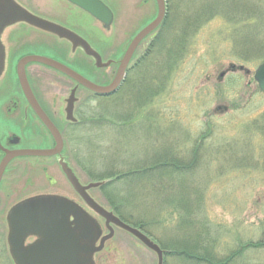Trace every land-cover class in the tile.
I'll return each instance as SVG.
<instances>
[{
    "label": "rangeland",
    "instance_id": "obj_1",
    "mask_svg": "<svg viewBox=\"0 0 264 264\" xmlns=\"http://www.w3.org/2000/svg\"><path fill=\"white\" fill-rule=\"evenodd\" d=\"M60 1L26 2L28 7L40 9L43 14L52 11L59 19L65 17L67 23H64L86 38L103 58L119 59L134 34L157 13L154 0H105L114 14L110 29L105 30L86 12ZM165 3L166 14L161 26L140 43L134 63L143 57L151 43L149 57L146 61L141 59L140 65L129 73L126 88L107 100L95 98L82 86L73 88L76 89L75 117L78 119L79 111H83L84 116L101 112L104 104L111 110L118 109L117 112L124 109L132 112V116L122 122V134L131 142L128 156L132 159L136 154L147 166L164 152L172 153L187 170L186 185L201 187V213L219 236L214 249L231 251L241 243L264 239V93L253 77L264 60V0H166ZM14 27H6L2 34L7 50L8 38L23 31V28L15 31ZM28 29L29 42H24L27 45L20 47V52H35L66 62L102 85L109 83L116 72L117 65L95 67L92 59L80 49L69 51L67 43H58L50 33L42 35L34 28ZM17 54L9 56L8 68L5 56V65L0 71V144L4 147V137L13 133L21 139L19 147L48 148L52 138L31 117L30 111L27 112L29 120L34 122L31 133L28 121L21 119L24 106H19L17 115L12 118L5 111L9 106L7 98L20 95L13 71ZM26 72L44 109L49 114L57 111L55 123L64 128L62 155L70 163L65 167L72 166L82 186L103 182L91 181L73 160L79 148L76 138L80 135V126H73L64 119L68 108L64 99L75 83L37 63L28 64ZM157 84L164 86L142 106L134 109L133 103L126 104L125 99L122 100L126 96L129 101L131 96L139 98L146 85L156 87ZM55 102L58 105H53ZM109 133L113 138L121 134ZM2 156L0 151V159ZM142 164L134 167L144 166ZM120 168L125 170L123 166ZM63 174L56 157L29 156L11 161L0 180V213L7 210L10 221V213L18 204L46 195L59 196L74 201L90 215L98 224L99 235L106 233L101 216L71 193ZM149 189L150 192L155 190V194L150 195L154 199L157 187L150 185ZM14 191L16 197L12 199ZM89 194L99 206L111 210L98 188L89 189ZM197 194L196 191L195 197ZM176 217L177 212L169 206L164 204L159 208L158 219L167 224L166 227L172 226ZM151 231L155 234V237L150 236L154 242L163 239L162 228L152 227ZM165 233L170 236L169 231ZM259 248L245 249L239 262H264V251ZM93 257V264H157L158 261L155 251L118 227H113L112 236ZM163 260L164 264H190L178 260L176 255H165Z\"/></svg>",
    "mask_w": 264,
    "mask_h": 264
},
{
    "label": "trees",
    "instance_id": "obj_2",
    "mask_svg": "<svg viewBox=\"0 0 264 264\" xmlns=\"http://www.w3.org/2000/svg\"><path fill=\"white\" fill-rule=\"evenodd\" d=\"M149 52L141 59L146 61ZM139 61L129 69L127 76L133 71L132 69L140 65L141 61ZM127 76L116 93L106 97L95 96V98L107 100L117 95L127 85ZM163 86L164 84H157L156 87L146 85L143 96L139 98L131 96L130 101L126 96L122 100L125 99L126 104L133 103L135 109L157 95ZM101 110L86 116L83 111H79L77 121L71 123L73 126H80V135L76 138L79 148L73 154V160L91 181H105L98 189L107 199L115 215L151 237H155L151 231L152 227L162 228L163 239L158 238L157 241L166 251L165 255L169 257L176 255L178 260H186L190 264H264L258 261L239 262L245 249L260 247L259 250L264 251V239L241 243L231 251L215 250L219 236L211 229L209 221L201 213L203 209L201 187H194L195 185L191 183L186 185L187 170L181 167L182 163L170 152H164L159 159L155 158L147 166L145 164L147 162L142 164L136 154L131 159L128 156L130 153L128 146L131 142L122 134V122L132 116V112H127L125 109L117 112L118 109L111 110L106 104ZM110 131L121 134L113 138ZM138 164L144 166L134 167ZM121 166L125 170H122ZM150 185L153 188L157 187L154 199L150 195L155 194V190L150 192ZM196 191L198 194L195 197ZM164 204L177 212L172 226L166 227L167 224L158 219L159 208ZM131 218H135V221H131ZM167 231L170 236H166ZM223 254L226 256L223 259L219 258Z\"/></svg>",
    "mask_w": 264,
    "mask_h": 264
},
{
    "label": "water",
    "instance_id": "obj_3",
    "mask_svg": "<svg viewBox=\"0 0 264 264\" xmlns=\"http://www.w3.org/2000/svg\"><path fill=\"white\" fill-rule=\"evenodd\" d=\"M71 3L77 5L84 11L88 12L95 19L99 20L105 29H109L113 15L111 10L100 0H68ZM157 3V15L147 25H145L130 41L124 55L122 56L117 72L111 82L106 85H100L94 83L87 78L83 77L76 71L67 67L66 65L55 61L51 58L40 55H26L19 59L16 67V73L19 84L22 91L27 98L29 104L38 115L40 120L46 126L50 134L52 135L55 146L48 149H17L13 151H7L0 162V178L6 164L16 156H50L58 154L62 148V139L59 131L54 124L47 117L45 112L38 105L34 98V95L27 82L24 67L27 63L37 62L50 66L65 75L72 78L77 84L84 86L90 91L98 95H109L114 93L120 86L126 71V67L131 59V56L140 43V41L153 31L161 22L165 12L164 0H156ZM13 5V4H12ZM27 19L29 22L36 24L48 31L55 32L60 36L72 40L74 45L80 44L85 52L94 57L97 67L105 66L106 64L101 62L100 55L93 50L82 38L71 33L63 27L53 24L48 21L39 20L35 21L29 14H12L10 12L0 11V32L6 26L19 19ZM1 46H0V58H1ZM254 80L256 81L259 89L264 93V60L257 66L254 71ZM75 89L72 90L70 96L67 115L69 119L73 120L72 102ZM15 143V141H12ZM67 178L72 183L73 187L79 192L83 200L91 207L95 212L105 218L106 222H112L115 225L125 229L133 234L136 238L141 240L147 247L157 253V264H163V251L157 244L151 241L146 235L140 232L138 229L131 227L121 220H119L111 211L106 210L99 206L93 198H91L86 190L91 187L99 186L101 183H89L86 186H82L78 183L75 176L71 173L70 169L65 167V164L61 163ZM68 212H73L74 218L79 228V235H74L71 226L68 221ZM15 221L17 228L24 232H32L43 237V241L30 248L31 258L29 264H91V256L94 252L100 250L103 246V242L111 236V233L102 237L99 246L91 245L96 241L98 228L95 227L92 219L83 212L81 207L76 203L61 198L59 196L46 195L34 199L26 200L16 207H14L10 213V221ZM112 231V229H111ZM89 240L90 245L85 246L83 241ZM29 253V254H30Z\"/></svg>",
    "mask_w": 264,
    "mask_h": 264
},
{
    "label": "flooded vegetation",
    "instance_id": "obj_4",
    "mask_svg": "<svg viewBox=\"0 0 264 264\" xmlns=\"http://www.w3.org/2000/svg\"><path fill=\"white\" fill-rule=\"evenodd\" d=\"M27 0H0V11H4V12H10L12 14H29L32 18L34 17V20L35 21H38L39 20H42V21H48V22H52V23H55L57 25H59L60 27H63L65 28L66 30L70 31L71 33L75 34V35H79L81 36L82 38H84L82 35H80L72 26H70L69 24H65L67 23V19L64 17L63 19H59L57 18V16L53 13L50 12V14L47 12L46 14L44 13H41L40 12V9L38 10H33V8H30L28 7V4L26 2ZM102 2H104L111 10V6L105 1V0H101ZM146 0H143V2H145ZM61 4L62 2L66 3L68 5V7H73V8H76L78 9L77 7H75L73 4L69 3L67 0H61L60 1ZM154 2L156 3V0H154ZM13 4V5H12ZM157 4V3H156ZM79 10V9H78ZM165 10H166V7H165ZM43 11V9H42ZM165 14H166V11H165ZM165 17V16H164ZM59 21V22H58ZM113 21H114V16H113ZM65 22V23H64ZM113 23V22H112ZM12 26H15L14 30H18L20 28H23V31L21 33H16V35L14 37H10L8 38V42H9V48L7 50V48L5 47V43L4 41L2 42L1 38H2V34L0 36V40H1V44H2V47H3V50H2V53H3V56L0 60V71L2 70V68L4 67L5 65V60L7 58V64L5 67L8 68V63H9V56L12 54L14 55L15 53H18V58L16 59V63L15 65L13 66V71L15 72L16 74V67H17V63L19 61V59L26 55V54H30V53H35V52H29V51H23V52H20V47H26L27 43L29 42V40L27 41V37H28V34H29V29L28 27H31V28H34L35 30L41 32V34L43 35L44 34H47V33H50L51 35H53V37H55V39L57 40L58 43H61L62 41H64L65 43H67L69 46H70V50L69 51H75L77 48L80 49L83 54H85L88 58L92 59V61L94 62V66H96L95 64V59L94 57L92 56H89L85 50L82 48V46L80 44H76L74 46V42L68 38H66L65 36H60L58 35L57 33H54V32H51V31H48L46 29H43V28H40L38 26H36L35 24L29 22L27 19H19L17 21H15L14 23L11 24ZM23 25V26H21ZM18 26V27H16ZM28 26V27H27ZM25 34L22 36V34ZM20 34V35H19ZM48 35V34H47ZM50 35V36H51ZM21 36L23 38H21ZM148 36V35H147ZM85 40H87L86 38H84ZM88 41V40H87ZM24 42H27L24 44ZM89 42V41H88ZM129 43V42H128ZM24 44V45H23ZM140 45V44H139ZM138 45V46H139ZM128 44H126V48H127ZM150 46H151V43L150 45H148L147 49L144 51L143 53V57L144 55H146L151 49H150ZM125 48V50H126ZM138 48V47H137ZM137 48L134 52V55L127 67V70H126V74H125V77L129 71V69L134 65V56L136 54V51H137ZM72 49V50H71ZM124 50V51H125ZM124 51L121 53L120 55V58L122 57ZM37 54V53H36ZM99 55L100 57L102 58V62H104L105 67H109L111 65H117L118 67V64H119V59H114V58H103L102 55H101V52H99ZM6 56V58H5ZM48 56V55H47ZM141 56V57H142ZM142 57V58H143ZM57 60V59H56ZM59 62L61 63H64L66 64L67 66L73 68L71 65H69L68 63L66 62H63L61 60H58ZM29 64V63H28ZM26 64L25 65V75L27 77V80H28V83H29V86L33 92V95L35 97V100L37 101L38 105L41 107V109L46 113L47 117L55 124V126L58 128L59 132H60V135L63 139V147H62V151L65 150V140H64V128H60L56 123H55V116L57 115V111H53L52 113H48L45 109H44V105L41 101V99L39 98L37 92H36V89L34 88V86L31 84V80L30 78L28 77V74L26 72V66L28 65ZM74 69V68H73ZM117 70V68H116ZM59 72V71H58ZM61 73V72H59ZM3 74H7V72H3ZM63 74V73H61ZM115 74V72H114ZM113 74V76H114ZM35 76H38L37 74H34ZM64 75V74H63ZM66 76V75H64ZM113 76L111 77V79L113 78ZM67 78H69L70 80H72L70 77L66 76ZM16 78H17V75H16ZM125 79V78H124ZM75 84L76 82L74 80H72ZM17 83H18V88H19V91H20V95L19 97H15L14 95H11L10 97L7 98V103L6 105L8 107H6L5 111L6 113H9L8 115H10V118L16 116L17 114V109L19 108V106H24L23 110H22V115H21V119L23 120V122H27L29 123V125L27 127H30L29 128V133H31L33 130H34V122L30 121L29 120V117L27 112L30 111L31 113V117L38 123L48 132L47 128L45 127V125L43 124V122L40 120V118L38 117V115L34 112V110L32 109V107L30 106L27 98L25 97L23 91H22V88L19 84V81L17 79ZM75 86V85H74ZM79 87V86H78ZM73 87L70 88V91H69V94H68V97H66L64 99V104L65 105H68L69 104V100H70V95H71V91H72ZM57 101V100H56ZM71 102H72V105H73V115L76 114V111H77V107L75 106L76 104V98L73 97V99H71ZM53 105H58V102L56 104H53ZM58 116V115H57ZM65 117L64 119H66V122L68 123L69 120L67 119V113L65 114ZM70 123V122H69ZM49 133V132H48ZM13 133H10V134H7L4 138L6 139V145L4 147H1V144H0V151L2 153V155L4 156L5 153L7 151H11V150H15V149H21V148H43V147H38V146H30V145H27V146H21L19 147V143L21 142V139H19L18 136H15V135H12ZM50 134V133H49ZM51 136V135H50ZM52 138V137H51ZM40 139V137H39ZM12 141H15V143H13ZM55 145V142L52 138V144L51 146H49L48 148H52L54 147ZM62 151L60 154H57V155H54V156H51V157H56L57 159V164H59V161L61 160V158H63L65 160V157L62 155ZM2 156V157H3ZM19 157H15L13 159H11L9 161V163L15 159H17ZM1 160V159H0ZM66 161V160H65ZM68 163V161H66ZM8 163V164H9ZM7 164V165H8ZM70 163H68L69 165ZM71 166V165H70ZM71 170L73 171L72 169V166L70 167ZM5 170V169H4ZM74 172V171H73ZM64 175V174H63ZM66 181L68 182L69 186H70V191L71 193H74L75 195H77L82 201L83 203L87 206V208H89L94 214H97L99 216V214L97 212H95L93 209H91L86 203L85 201L82 199V197L80 196V194L77 192V190L73 187V185L71 184V182L67 179L66 175H64ZM1 180V179H0ZM88 194H89V190H87ZM12 199L15 198L16 196V193L15 191L12 193ZM90 195V194H89ZM91 196V195H90ZM0 203H1V199H0ZM8 211L6 210L5 212L3 213H0V264H29V260L31 258V253H30V248L34 245H37L38 243H40L41 241H43V237L38 235V234H35V233H32V232H24L22 230H20L19 228H17V225L15 223V221L13 220V224L10 225L9 223V220H8ZM68 220H69V224L71 226V229L74 233V235H79V228H78V225L76 223V219L74 218V215H73V212H68ZM90 218V217H89ZM102 220H103V224H104V228L105 230L107 231L106 233H103V234H97V238H96V241H94L91 245H95L97 243H99L100 239L107 235V234H112V231H113V227H118L114 224H111V223H107L105 221V219L101 216ZM95 227L98 228V224L97 222H95L94 220H92ZM112 226V231H111V227ZM120 228V227H118ZM123 230V229H122ZM87 236L89 238V235L87 233L86 235V240L82 242L83 245L85 246H88L90 245L91 242H89V240H87ZM10 239H12V241H10ZM104 245V244H103ZM30 253V254H29ZM94 260V257L92 255V258H91V264H93V261Z\"/></svg>",
    "mask_w": 264,
    "mask_h": 264
}]
</instances>
